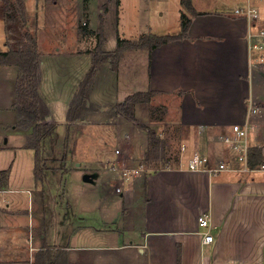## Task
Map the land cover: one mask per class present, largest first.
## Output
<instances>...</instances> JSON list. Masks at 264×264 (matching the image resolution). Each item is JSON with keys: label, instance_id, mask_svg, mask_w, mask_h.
I'll list each match as a JSON object with an SVG mask.
<instances>
[{"label": "crops", "instance_id": "0c3cea01", "mask_svg": "<svg viewBox=\"0 0 264 264\" xmlns=\"http://www.w3.org/2000/svg\"><path fill=\"white\" fill-rule=\"evenodd\" d=\"M36 1L28 25L39 43V93L50 108L48 120L56 122L57 131L64 124L70 128L79 123L93 131V126L113 123L117 148L107 157L66 158L67 151L61 152L66 141L60 140L50 145L47 175L37 182L35 150L27 147L31 130L18 124V68L0 64V171L9 170L0 180V264H32L45 243L64 247L69 264H264V175L235 170L215 174L188 166L196 150L210 155L214 164L231 159L239 166L219 136L246 121L253 129L249 141L262 149L264 159V49L250 48L252 23L235 13L251 2L261 9L256 26H264V0H192L198 14L188 11L182 0H126L130 15L142 17L138 20L144 30L135 38L119 30L122 0ZM63 8L77 38L69 35L67 44L44 51L43 24L48 26ZM183 14L191 20L186 36L153 50H126L117 67L110 60L99 64L89 88L95 107L85 111L81 121L55 120V113L67 118L93 64L91 51L98 43L95 31L101 16L105 48L114 51L119 37L180 33ZM111 21H116L115 38L107 34ZM174 28L177 31L170 32ZM3 45L0 50L9 48ZM57 57L74 58L83 65L63 95H58L45 68L46 59ZM141 79L145 83L139 88L135 85ZM147 90L157 92L150 103L163 105L166 113L165 120L160 118L154 126L168 144L164 161L146 160L149 138L140 124L150 123L117 107L134 92ZM256 104L262 108L259 114L252 112ZM112 114V120H102ZM100 138L102 146L106 139L102 134ZM127 160L137 163L139 172L124 180ZM90 173L95 174L93 181H85L84 175ZM74 174L83 181L82 190L60 191L67 182L56 188L48 182ZM108 175L120 202L109 198L107 189H94ZM113 204L121 211L119 216ZM203 213L210 215L213 242L203 241L206 230L199 223Z\"/></svg>", "mask_w": 264, "mask_h": 264}, {"label": "trees", "instance_id": "16d2710c", "mask_svg": "<svg viewBox=\"0 0 264 264\" xmlns=\"http://www.w3.org/2000/svg\"><path fill=\"white\" fill-rule=\"evenodd\" d=\"M182 4L192 14H198L192 0H182ZM105 9L107 6L104 5ZM0 15L5 22L7 34V50H0V64L16 66L18 68V93L16 108L20 113L19 125L23 128H30L31 133L27 139V147L35 150V180L44 179L49 169L48 157L45 154V143L47 138L56 133V122H51L48 117L51 115L50 108L42 95L39 93L41 54L37 34L31 31L28 25V10L26 0H0ZM104 18L100 17L101 26L96 32L97 45L91 51L93 64L80 82L79 89L70 103L67 110V119L75 122L81 119L85 111L95 107L91 101L89 91L90 85L94 81L98 65L110 60L114 67H117L122 60L126 50L149 49L153 50L162 44L182 38L187 35L191 25V20L183 14L182 31L174 35L143 34L137 39L118 38V46L114 51L105 48L106 37L104 32ZM91 31V30H87ZM157 92L154 90L134 92L117 105L119 110L125 111L134 119L132 107L135 104L149 103ZM164 109L163 105L154 108L157 112ZM165 110V109H164ZM148 132L149 149L146 155L148 162L154 159L166 160L167 141L165 137L153 127L141 125ZM69 137L66 140L68 148ZM249 162L257 165L264 162L261 148L251 147L249 149ZM8 169L0 171V180L8 176ZM32 264H69L68 251L64 247H49L46 243L37 251V255Z\"/></svg>", "mask_w": 264, "mask_h": 264}, {"label": "rangeland", "instance_id": "374dc122", "mask_svg": "<svg viewBox=\"0 0 264 264\" xmlns=\"http://www.w3.org/2000/svg\"><path fill=\"white\" fill-rule=\"evenodd\" d=\"M124 2V6L126 5V0H122ZM37 2L36 0H28L27 1V8L29 11V19L30 16H34V14L36 13V8L37 6L35 5V3ZM36 7V8H35ZM62 8V6H61ZM259 8V7H258ZM64 10L60 11L59 15L56 17V19L52 22L51 21V25L48 24V26L46 25V23H44V27L43 30L45 31V34L43 35V37L41 38L42 41V48L44 51H46L47 49H54L60 45H65L67 43H65V41H68V37L69 35H73L74 34V30L72 27H68V23H67V11L65 10V8H63ZM56 10V8H55ZM261 15V9L259 8V17ZM142 17L138 16L135 17L134 13L130 15V7H124L122 6V10H121V19H120V26H119V30L120 32H125V34L127 36H131V38H135L137 37L144 29L141 26L142 22H140L138 19H141ZM39 19H41V15L39 14ZM258 20V19H257ZM259 21V20H258ZM70 23L71 20H69ZM263 25V24H261ZM47 26V27H46ZM116 21H114V23L111 21L110 25H108L107 27V34L109 37H113L115 38L116 35ZM5 22L3 17L0 15V49L4 48L3 42H5L6 44V39H7V34H6V29H5ZM32 30H34L35 26L34 23H32L31 25ZM2 29V30H1ZM178 28H174L171 29L170 32H174L177 31ZM164 29H159V31H163ZM89 32V31H88ZM73 39L77 38V35L74 34ZM4 39V40H3ZM53 42H56L55 45ZM52 45V47H50ZM45 61H47V66L46 68V73L48 75V78H51L50 81H52V86H56L57 87V93L58 95H63L65 92V88H67V92L69 91V89L71 90V87L73 85V83L76 81L75 80V75L77 73V71L83 67L81 62H78L77 60H75L74 58H64V57H57L54 58L52 60L50 59H46ZM145 83L144 79H141L139 82L136 83L135 86H138L139 88L142 87ZM10 84V83H9ZM18 84V83H17ZM65 87V88H64ZM18 93V92H17ZM137 105V104H135ZM162 105H158L155 106L152 103H141L138 104L137 107L135 106V112L133 110L132 107V112H133V116L136 115V113L138 114L139 117L142 118V120H144L145 122H148L150 124H147L145 126H149V127H154L156 125V123H158L159 119H161V121L165 120L166 117V113L164 112V109H161L157 112L156 110H154V108H158ZM255 108L258 109L257 114L261 113L262 108L256 104L254 106ZM119 110V108H118ZM128 115V114H127ZM115 115H109L108 117H104L103 116V121H105L106 119H110L112 120L113 117ZM131 117V115H128ZM55 120L60 121V122H65L66 121V116L64 114H59V113H55ZM98 118H100V116H98ZM137 120V119H136ZM150 120H152L153 123L150 122ZM78 121H81L78 120ZM159 123H161L159 121ZM109 124V123H106ZM258 124V123H257ZM71 124H68V126ZM142 125V123L140 124ZM152 127V128H153ZM251 127H250V134H251ZM253 130V129H252ZM117 128H115V125L113 123L107 125V127H100V128H96L93 126V131H91L90 129L86 128L85 125L83 124H77V123H72L71 127H67V124H64V126L62 128H59V131H56L55 135L47 138L46 140V145L48 144V147L46 148V152L45 154L49 158L52 157V152H51V147L55 146V144L57 142H62L63 140L64 142L67 140V138L69 137V145L68 148L64 147V145L62 146V154L63 151H67L66 153V158H70L73 154V156H78V157H83V155L85 156V158H90V156H96V155H103L106 156L107 155H111V154H115V149L117 148V141L114 138V135L116 134ZM262 132V129H260L258 127V132L256 134H260ZM100 134H102L106 141L104 143V145L101 146V138H100ZM100 140V143L97 141ZM91 138H95L94 143H98V144H93L91 143V141L93 139ZM45 145V146H46ZM51 145V147H50ZM104 146V148H103ZM100 147V150H98V148ZM65 153V152H64ZM51 156V157H50ZM72 156V157H73ZM121 158V157H120ZM122 158L123 161L122 163L125 162L126 158L122 152ZM161 160V159H160ZM159 159H154L153 161H160ZM150 161V162H153ZM72 165V164H71ZM137 163H130V160H127V168H136ZM71 176V175H70ZM103 181L104 183L100 184L97 183V185L94 187V189H107V194L110 196L109 198H111L112 200H115L117 202H120L119 194L114 190L115 188V181L108 175L103 177ZM50 184H52L54 186V188L59 187L62 184H64L65 182H67V185H65L62 189L60 188V191H63V189H65L66 187L69 188L70 191L73 190H82L83 188V181H81V179L77 180L75 177V174L71 177H67L66 175H64L63 179L62 178H57L54 181H48ZM101 185V186H100ZM82 197V196H79ZM80 200V199H79ZM78 200V201H79ZM113 208L114 210L117 211V215L119 216L121 211H119V208L117 205L113 204Z\"/></svg>", "mask_w": 264, "mask_h": 264}, {"label": "built area", "instance_id": "2783aa9c", "mask_svg": "<svg viewBox=\"0 0 264 264\" xmlns=\"http://www.w3.org/2000/svg\"><path fill=\"white\" fill-rule=\"evenodd\" d=\"M235 13L239 16L245 17L252 23V28L248 32L249 45L252 50L261 51L264 49V26H256L259 19V8L255 4L248 2L235 9ZM257 108H252V112H257ZM220 141L226 145V148L231 151L233 158L238 161L239 166L236 165L234 160H221L214 164L210 155L196 150L194 154L188 159V166L191 169H203L209 173H219L222 171H242L243 173L261 172L264 175V162L251 165L249 162V149L252 147L250 138V124L235 123L233 124L232 131L228 134L219 136ZM139 169L127 168L123 170V179L127 180L132 175L137 174ZM199 223L201 227L206 230L204 234V242H213L214 235L211 230V219L208 213H203L199 216Z\"/></svg>", "mask_w": 264, "mask_h": 264}, {"label": "water", "instance_id": "95a60500", "mask_svg": "<svg viewBox=\"0 0 264 264\" xmlns=\"http://www.w3.org/2000/svg\"><path fill=\"white\" fill-rule=\"evenodd\" d=\"M94 176H95L94 173L85 174L84 177H83V179H84L85 181H90V182H91V181H93Z\"/></svg>", "mask_w": 264, "mask_h": 264}]
</instances>
